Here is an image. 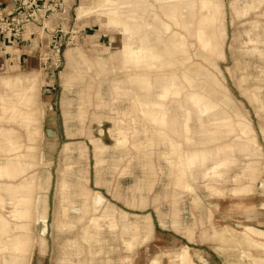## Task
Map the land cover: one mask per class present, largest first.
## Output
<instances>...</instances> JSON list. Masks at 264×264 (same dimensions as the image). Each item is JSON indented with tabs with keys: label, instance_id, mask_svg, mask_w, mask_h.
I'll return each instance as SVG.
<instances>
[{
	"label": "rangeland",
	"instance_id": "rangeland-1",
	"mask_svg": "<svg viewBox=\"0 0 264 264\" xmlns=\"http://www.w3.org/2000/svg\"><path fill=\"white\" fill-rule=\"evenodd\" d=\"M93 1L96 4L102 2V0ZM233 1L219 0L214 7V28L218 44L215 52L205 51L202 48L197 38L198 13L196 10L198 8L196 10L189 8L186 2L181 4L185 7L182 16L184 23L191 21L190 31L188 28L185 29L179 25L177 27V24L169 23L158 7H151L147 13L140 11L131 14L123 13L125 19L141 24L137 30L132 29L135 31L131 38L133 43L138 45L140 38L151 36L161 52L163 51L164 57L166 56L165 60L157 63L154 68L142 70L143 74L155 79L160 75L179 73L184 69L188 71H183L186 83L181 86L185 92L204 90L214 101L220 103L221 107L206 115L205 125L208 131L198 139L200 145L209 143L213 148L231 146L236 134L228 132L222 124L221 118L225 116H231L235 121L247 122L253 128L252 137L239 135V143L245 144L242 147L247 144L251 146L249 151L229 147L228 151L222 154L232 163L227 172L219 178L225 183L217 184V187L225 189L224 194L227 197L231 195L233 186L247 183V180L241 181L242 184L240 181V184H237L239 182L234 183L238 173L237 167L252 160L261 168L259 177L255 181L256 185L254 184V187L256 186L254 194L257 195L264 191V57H262L264 16L260 15L262 8L246 12L243 10L244 4L235 3L233 7ZM65 2V14L51 17L46 24L48 28L53 29L59 20L64 28V33L58 36L63 37L64 41L61 51L62 67L56 70L54 76L52 72L48 73L41 63V55L45 52L44 46L47 43H44L39 53L33 52L36 55L34 62L19 59L21 51L18 49V43L5 46L6 48L0 45V78L24 76L26 84L19 87L14 85V89L19 90L26 97L33 98L37 110H40L36 113L40 127L39 136L36 133L37 136L34 135L36 141H29L27 137L32 138L31 131L20 127L21 134L25 137L19 141L22 147L15 152V155L21 157L22 164L30 167L27 174L28 179L39 178V184L48 187L46 190L47 222L44 223L45 225L35 224L32 227L38 244L40 245L41 240L45 242L46 264H62L63 247L74 240L73 230L66 226L65 221L68 218L75 221L79 217L80 210L70 211L67 218L64 215V208L69 203V188L68 186L63 188V182L71 184L70 193L72 200L77 201V208H80L83 196L76 185L83 184L88 187L92 196L95 194L104 196L106 207L115 214L107 216L109 223L112 221L117 223L114 230H106L109 248L112 249L110 253L97 254L98 260L94 264H100L99 261L109 259L110 264H122L119 260L120 256L129 258L130 261L126 264H139L141 260H144V264H152L155 258L159 259L158 264H169L167 248L181 249L184 244L189 245L192 258L197 264H235L241 258L240 249L236 247V250L234 245L224 243L213 235L212 225L219 213V203L207 198H203L202 204L193 202L188 196L183 200L181 198V202L176 204L182 226L178 227L172 220L170 202L163 200L160 210L156 209L157 204L153 202L154 195L147 205L128 202L130 198L128 187L132 184V180L119 177L120 175L113 167L114 155L111 156L110 151L104 156L105 163L99 167L96 165L92 138H100L111 147L115 144V139L109 132L112 128L109 121H104L102 125L97 123V117L104 107H97L96 97L91 99V104L82 107L83 110L80 109L82 106V98L79 96L82 89L81 83L84 81L87 85L90 84L92 93L100 88L108 94L111 103L116 102L118 105L117 97L119 96L117 95L120 94L112 91L110 95L113 82L131 79L137 73L130 63L118 58L116 52L121 46L116 47L113 43L117 29L108 27L106 15L97 13L78 21L76 9L82 0H65ZM158 5L161 11L169 8L160 3ZM253 11L259 13L256 14ZM163 24H168V28L165 29ZM35 27L27 28L23 34V42L32 40L37 45L38 40H47L48 35ZM65 32L68 33L65 35ZM63 35L66 37L64 38ZM159 35L165 36V43L157 41ZM250 36L259 41L256 45L259 54L250 49L251 43L247 42ZM173 40L179 46L176 52L173 49ZM51 57H53L52 54ZM104 61L108 62L105 66L98 64ZM189 73L196 78L194 79ZM246 77L250 78V81H247ZM33 81L38 84L37 87L26 86ZM251 86L259 87L260 103L251 99L249 94ZM5 91L11 93L12 88L6 87ZM121 104V107H127L129 101ZM2 115L0 113V117ZM27 155L30 157L28 160L24 158ZM47 171L51 174L48 180L42 175ZM97 181L101 183L98 184ZM257 210L260 215L264 216V208L258 206ZM125 213L128 214L127 218H125ZM149 213L152 216L151 233H148L145 228V215ZM125 223H139L143 228L138 236H134V232L123 236ZM147 233L151 237L147 236ZM144 237L148 238L147 241ZM131 241L139 242L136 244L140 245L127 243ZM123 242L127 244L123 245ZM128 244L132 246H130L131 251H129ZM252 253L262 254L258 250H253ZM248 261L249 259L245 258V262Z\"/></svg>",
	"mask_w": 264,
	"mask_h": 264
},
{
	"label": "bare ground",
	"instance_id": "bare-ground-1",
	"mask_svg": "<svg viewBox=\"0 0 264 264\" xmlns=\"http://www.w3.org/2000/svg\"><path fill=\"white\" fill-rule=\"evenodd\" d=\"M156 1L162 5H171L169 17L177 25L185 29L189 28L191 21H186V23H184V17L182 15L185 7H182L181 4L186 2L189 8H193L194 10L198 8L196 10L198 13L196 18L198 23L197 38L205 51H216L218 44L217 35L215 33L216 29L214 28L215 17L213 14L214 7L219 0ZM235 3L244 4L245 7L243 10L246 12L262 8L261 15L264 16V0H234L232 2L233 7ZM123 7L124 4L115 0H102V2L98 4L94 3L93 0H84L81 6L78 7L77 14L79 19L93 12L98 13V15H106V22L109 28H121L127 32H131L133 20H124V18H122L121 8ZM163 25L165 29L168 28V24ZM118 39L119 36L114 35V46H117L118 43L123 46L126 61L139 63L140 61L146 60L144 52L140 48H134L130 43H120ZM247 42L251 43L250 49L256 54H259L256 47L259 41L250 36ZM178 48L179 46L176 42L173 43L175 52ZM147 53L150 54L155 61H160L165 58L161 51L153 52L149 50ZM262 53V57H264V52ZM106 63L108 62L104 61L98 64L105 66ZM147 66L153 68L154 64L150 61L147 63ZM34 78H36V76ZM246 79L250 81V78L246 77ZM24 84H26L24 76L0 78V87L2 88L0 90V113L3 114L2 117H0V264H46L47 259L45 242L41 240L40 245L38 244L37 237L33 235L32 227L35 224L45 225L44 223L47 222L48 197L46 190L48 187L39 184V178L28 179L27 174L30 167L27 164H22V162H20L21 157L15 155V152L22 147L19 141L22 137H25L21 134L20 127L25 128L26 131H31L32 138L27 137L29 141H36L34 135L36 133L38 134L40 128L38 119L36 118V113L40 110H37V105L34 104L35 100L26 97L25 94L14 89V85L19 87ZM26 86L35 88L38 84L33 81ZM81 86L82 89L79 92V96L82 98V106H80V109L83 110L82 107L91 104V99L96 97L98 99L97 107H104L97 117V123L102 125L104 121L114 122V125H112L109 131L111 136L115 139V144L112 147L105 144L100 138H92L96 165H98V167L103 165L106 161L104 156L112 149L135 150L141 153L144 159L148 160V164L144 165L148 176L147 174L144 175L143 183L137 181V183L128 190V194H130L131 198H129L128 202H139L141 205H147L149 204V199L154 195L153 202L157 204V210L161 209L163 200L170 202L173 223L178 227H182L181 219L178 217L179 209L176 206L177 203L181 202V198L183 200V198L188 196L193 202H200L201 204L203 203V198L214 200L219 203V213L217 218H215V223L212 225L213 235L224 243L234 245L236 250V247L240 249L241 258L235 262V264H264V216L260 215L259 210H257L258 206L264 208V191H261L260 194L257 195L254 194L256 187H254V184L256 185L255 181L261 172L260 166L253 160L239 165L237 167L238 173L234 183L243 180L244 182L247 180V183L242 184L241 182L242 185L233 186L231 195L228 197L224 194L225 189L219 188L220 186L217 187V184L225 183L219 178L227 172L229 166L232 165L230 159L224 158L222 154L227 152L229 147L233 149L241 148L242 150L244 149V151H249V148H251L247 143L248 147H242L245 144L239 143V135L241 134L252 137L254 130L249 123L242 122L241 120L235 121L231 116L222 117V124L228 132L236 134L235 140L231 146L227 145L213 148L209 143L200 145L194 138L195 131L190 125L193 115L195 114L197 119L202 122L204 116L211 114L214 110L221 107V105L214 101L204 90L193 91L184 95V89L177 83L175 77L172 84V94L176 101H179L181 108L186 110V120L181 129L183 135L182 140L170 138L165 129L159 132L153 130L154 133H151L152 130L148 129V122L158 124L163 128L167 127V118L164 113L156 116L148 115L149 113L147 110L143 111L144 107L163 108L165 107L163 104H142L136 102L137 99L133 98L129 100L133 103L136 102L143 112L142 122L145 124L143 125V130L146 135L152 134V136L147 137L145 142H139L133 140L132 137L134 138V136L138 135L141 130L126 123L123 110L121 112L118 111L100 88L92 93V86L90 84L87 85L82 81ZM6 87L12 88L11 93L5 91ZM111 90L120 94L117 95L119 96L117 97L119 101L129 98L122 84L114 83L113 89L111 88ZM258 93L259 87L251 86L249 93L251 99L260 103L261 98ZM27 95H29L28 92ZM31 96L33 97V95ZM168 96L169 95H161V98H168ZM115 113L119 116L115 117ZM202 129L208 131L203 125ZM101 131L103 132L102 129ZM238 131H240V133ZM37 134L35 136H37ZM160 144H165L167 148L165 152L157 156L165 161L166 164H155L153 162L156 156L155 149ZM185 144H190L192 147L185 149ZM67 146L68 144L66 147ZM24 158L28 160L30 157L27 155L24 156ZM117 169H121V174L125 175L129 172V165L123 166V168L117 166ZM42 175L47 180L51 176L48 171ZM158 175H160V177H158ZM166 176L167 178H164ZM240 182L237 184H240ZM97 183L100 184L101 181H97ZM62 186L63 188L65 186L69 188V203L66 205L67 207L64 208L65 217H69V213L72 210H80L79 217L75 221L70 218L65 221L66 226L73 230L72 236L74 240L72 243L64 245L62 264H94L96 263L95 261L98 260L97 254L107 253L112 249L109 248L110 244L108 243L109 240L107 239L108 236H106V230H114L117 223L113 221L109 223L107 221V216L109 217L115 214L106 207L104 196L101 197L97 194L92 196L88 187L83 184L76 185L77 189L81 192L80 194L83 196L82 204L80 208H77V201L72 200L70 193L71 184H67V182L65 184L63 182ZM127 216L128 214L125 213V218H127ZM145 218V228L148 233H151L152 216L149 213L145 215ZM142 228L143 226L139 225V223H125L123 236L133 232L135 233L134 236H138ZM187 229H189V227ZM148 233L147 236H150ZM141 239L143 238L141 237ZM145 239L147 241L148 238ZM127 243L134 244L135 242L133 243L131 241ZM124 244L123 242V245ZM136 245L139 246L140 244ZM137 246L135 248H137ZM188 246L184 244L181 249L168 247L167 252L169 253V257H166H168L169 264H197L193 260ZM131 247L129 251H131ZM227 248H229V246ZM253 250H258L262 254L254 255V253H252ZM245 258L249 259L247 263L245 262ZM119 260L122 264H126L130 261L127 256H120ZM158 260V258H155L152 264H158ZM99 262L100 264H110V259ZM139 264H144V260H141Z\"/></svg>",
	"mask_w": 264,
	"mask_h": 264
},
{
	"label": "crops",
	"instance_id": "crops-1",
	"mask_svg": "<svg viewBox=\"0 0 264 264\" xmlns=\"http://www.w3.org/2000/svg\"><path fill=\"white\" fill-rule=\"evenodd\" d=\"M115 1L120 2L121 4H124V7L121 8L122 18H124L123 13H130L131 14L135 11L147 13L151 7H158L162 16L169 23L176 25V23L169 17V11H170L169 9H170L171 5H163L166 7L168 6L169 8L166 9V11H161L159 8L160 5H158V2L156 0H115ZM82 3H83V0H82ZM81 4L78 7H80ZM78 7H77V9H78ZM77 9H76V19L78 21H82L83 19L88 18L89 16H91L93 14H97V13L93 12V13L87 14V15H85L79 19L78 14H77ZM234 12L237 13L236 11H233V13ZM253 12H255L256 14L259 13L258 11H253ZM241 13L243 14V12H241ZM188 18L189 19L191 18L190 15L188 16ZM124 20H130V19L124 18ZM132 25H133L132 29L135 28V30H137L141 24L133 21ZM176 26L178 27V25H176ZM33 28H34V26H33ZM222 28L224 29L223 26H222ZM53 29L54 30L62 29L64 31L63 25L59 20H58L57 24H55ZM115 29H117V33L115 35L119 36L118 42L120 41V43L122 42L123 44L130 43L134 48H136V47L140 48L144 52V57L146 58L145 61H140L139 63L126 61L123 46H121V44H119V43L117 44V46H121L120 48H118V51L116 52L118 58L121 59L123 62L130 63L137 73V75L131 79H126L123 81L122 80H116L113 82V84L114 83L122 84L125 87L128 95H129V98H125L123 100H120L118 103L119 106L117 105L116 102L112 103V104L115 105V107L118 111H120V112L122 110L124 111L125 121L128 125H131L132 127H136L139 130H141V132H139L138 135L134 136V138L131 136L132 139L135 141H139V142H145L147 140V137L152 136L151 133H154L153 130L159 132V131H163L165 129V130H167V133L169 134L170 138L182 140L183 135H182L181 129H182V126L186 120V114H185L186 110L182 109L179 101H176V99L174 98V96L172 94L173 93L172 84L174 82L175 77H176L177 83H179L180 85L185 84L186 81H185L184 76H183V71H186V70L183 69L179 73L173 72L170 75H160L159 77H156L155 79H151L149 77V75L143 74L142 70L151 69V67L147 66V63H149L150 61L152 62V64H154V67H155L157 65V63L162 62L166 58V56H165V58L163 60L155 61L154 59H152L151 55L147 53L149 50H151L153 52H155V51L160 52L161 51L158 48L156 42L153 41V38L151 36H145L144 38H140V42L138 43V45H135L131 39L132 36H134L135 31L132 30V32H127L121 28H115ZM188 30L189 31L191 30V26H189ZM67 33L68 32H65V35ZM195 34L196 33H194V35ZM189 35H190V33H189ZM65 37L66 36H64V38ZM220 39H221V37L219 36V40ZM254 39H256V38H254ZM165 40H166L165 36H162V35H159L157 38V41H159L160 43H165ZM171 40L172 39H170V41ZM174 41L175 40L172 41V44L175 43ZM38 42L39 43H37V45H35L32 40H30L28 42L18 43L19 44L18 49H19V51H21L19 54V59H21L23 61H27V62L33 60L36 56L33 52L39 53V51L43 49V45H44V43L47 42V40H45V41L44 40H42V41L38 40ZM14 45H16V44H14ZM1 47L4 48L5 46L1 45ZM33 62H34V60H33ZM186 72H188V71H186ZM189 74H191V73H189ZM193 78L195 79L196 77L193 76ZM110 90H111V88H110ZM102 92L108 97V94H106L105 91H102ZM111 93H112V90L110 91V95H111ZM184 93H185L184 95H186L190 92L189 91L185 92V90H184ZM161 95H169V96H168V98L162 99ZM133 98H136L137 99L136 102H140L142 104H144V103L163 104L165 106L163 108H158V107L147 108V107H144L143 111L147 110V112L149 113L148 115H156V116L162 115L164 113L166 118H167V127L163 128L158 124H153V123L148 122L147 123L148 129H150L152 131L150 134L146 135L145 131L143 130L144 129L143 125H145L142 122V120H143L142 119V113L143 112H142L141 108L137 105L136 102L133 103L131 100H129V99H133ZM127 100L129 101V105L127 107H121L122 106L121 103L124 101H127ZM116 113L114 115H115V117L116 116L118 117L119 115ZM139 116H140V119H139ZM110 123L112 125H114V122H110ZM205 123H206V116H204L203 121L200 122L197 119V116L195 114L193 115V119H192L190 125L195 131L194 138L197 140V142H198V139L203 134L206 133V130L202 129V125L206 127ZM206 129L208 130L207 127H206ZM184 147H185V149H189L192 147V145L185 144ZM166 148L167 147L165 144H160L158 147H156V149H155V155L156 156L154 157V160H153V162L155 164H159V163L166 164L165 161L158 158V156H157L160 153L165 152ZM110 152H111V156L114 155L113 167H114V170L117 172V174L120 175L119 177L130 178L132 180V184L128 187V189H131L132 186L137 183V181L139 183H143L144 175L147 174V172L145 171L144 165L148 164V160L144 159L141 156V153H138L135 150L128 151V150H115V149H112ZM128 165H129V172L125 175L120 174L122 171H121V169L118 170L117 166L123 168V166H128ZM147 176H148V174H147ZM158 177H160V175H158ZM98 178L100 179L99 176H98ZM164 178H167V176ZM145 194H146V192H145Z\"/></svg>",
	"mask_w": 264,
	"mask_h": 264
},
{
	"label": "built area",
	"instance_id": "built-area-1",
	"mask_svg": "<svg viewBox=\"0 0 264 264\" xmlns=\"http://www.w3.org/2000/svg\"><path fill=\"white\" fill-rule=\"evenodd\" d=\"M65 12V0H0V44L11 46L21 43L27 28L36 26L48 35L41 63L54 76L62 67L64 41L58 36L64 31L50 29L46 24L51 17Z\"/></svg>",
	"mask_w": 264,
	"mask_h": 264
}]
</instances>
